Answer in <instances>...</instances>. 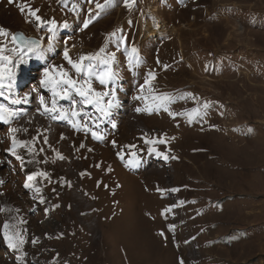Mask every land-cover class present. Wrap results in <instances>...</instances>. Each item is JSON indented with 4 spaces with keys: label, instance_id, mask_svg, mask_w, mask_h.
Returning <instances> with one entry per match:
<instances>
[{
    "label": "rangeland",
    "instance_id": "obj_1",
    "mask_svg": "<svg viewBox=\"0 0 264 264\" xmlns=\"http://www.w3.org/2000/svg\"><path fill=\"white\" fill-rule=\"evenodd\" d=\"M97 3L0 0V63L13 73L0 88L13 113L0 121V264H264V0ZM17 31L43 56L24 55ZM65 49L74 61L99 53L85 61L107 93L99 104L41 85L52 66L77 78ZM21 93L56 100L44 110L53 146H39V124L16 121Z\"/></svg>",
    "mask_w": 264,
    "mask_h": 264
},
{
    "label": "snow or ice",
    "instance_id": "obj_2",
    "mask_svg": "<svg viewBox=\"0 0 264 264\" xmlns=\"http://www.w3.org/2000/svg\"><path fill=\"white\" fill-rule=\"evenodd\" d=\"M12 2V0H10ZM91 3L92 0H89ZM126 4L128 6H131L130 0H125ZM113 0H104V4L97 3L96 7L97 9H104L108 5L112 4ZM76 5H73V11H75ZM23 10V9H21ZM30 14L35 17L37 21H40V17L36 16V11L38 10H32L29 9ZM96 17H90L89 19L85 20L83 22V26L85 28L88 27V25L92 22L93 19ZM44 23V22H41ZM51 27H49L48 31L52 33V36L48 37L49 44H51L54 36H55V30H56V22L51 21L50 22ZM69 25L67 22L59 25V27L62 28H67ZM4 29H0V35H5ZM15 40V37H13ZM24 46L26 48V52L24 55L27 54H32L37 57H42L43 56V49L41 47V44L38 40H33V39H27L23 41ZM103 51V49H101ZM135 48L132 49V52L135 53ZM99 56V53H96L95 55H81L78 60H73L68 54V50L65 49L64 52V59L67 61L68 65H70L71 69L75 71L76 77L73 78L69 71L66 70L63 66H52L51 68H45L44 73H43V79L41 80V85L44 87H49L51 86V91L53 94V97L55 98L56 96H60L61 98H66L70 95V92H75L77 95H79L82 99L80 100V104H92L94 101L95 103L99 104L100 96L101 95H107V93H97L95 90L92 88L91 85V80L88 79L92 75H94L92 69L93 65L91 63H85V61H92L96 59ZM0 59H7L0 57ZM114 59V56L112 57ZM107 63V61H105ZM113 72L111 71L110 68H106L104 71L100 72L99 74H96V78L99 80L100 84H105L108 80L113 78ZM150 77L154 78V74H149ZM13 77V73L10 68H5L4 64L0 63V88H3L4 81L7 78L8 80H11ZM80 77H83V79H80ZM148 81H146L147 83ZM59 89V91H57ZM2 94V93H0ZM16 101H13L15 103ZM41 106L44 108L45 112H56V100L53 99L52 101V107L51 109L48 108V106L45 104L43 97L40 98ZM207 107V105H205ZM100 111H103V109H98ZM137 111H140V109H137ZM13 113L12 111L6 107L3 104H0V121H3L7 123V117L11 116ZM80 113L76 111V105L75 102L73 103V106L71 108V116L76 117ZM106 114V113H105ZM67 118V113L66 112H61L59 116H54L53 119H65ZM69 122H72L71 120ZM76 126V125H74ZM12 131H15L14 129ZM92 136L94 139H101L96 132H92ZM161 143H164L163 140L160 141ZM16 146V141L13 140V148L10 149L12 151V154L15 155L14 148ZM61 159L63 157H60ZM17 159H20V157H17ZM133 164L136 163L135 161L132 162ZM32 177H29V180H31ZM25 187H30L29 184H25ZM5 228L8 227L7 224L4 225ZM5 240L8 241V246L10 248L15 249L17 247V244L13 242V238L9 237L7 233H5L4 236ZM20 243H23L22 240H20Z\"/></svg>",
    "mask_w": 264,
    "mask_h": 264
},
{
    "label": "bare ground",
    "instance_id": "obj_3",
    "mask_svg": "<svg viewBox=\"0 0 264 264\" xmlns=\"http://www.w3.org/2000/svg\"><path fill=\"white\" fill-rule=\"evenodd\" d=\"M133 14V13H132ZM15 19H13V22H16L14 21ZM139 22V21H138ZM18 24V23H17ZM151 25H149V27L147 28V31H145L147 34H146V38H149L150 36H152L153 34H156L157 30L154 29L156 28L157 26H153V27H150ZM159 28V27H158ZM204 34V33H203ZM202 34V35H203ZM155 36V35H154ZM202 37V36H201ZM19 105H21V107L18 109L19 110V115L16 117V121L18 122V124H22L23 121H25L26 123V127L27 129L29 127H32V126H36V124L38 125L37 126V131H38V134H39V138H38V142H39V146L41 145H44L46 144L48 146V144L50 145H54L52 144L53 140L56 138L54 135H48V131L50 126L47 124V126L45 127V123L46 122H49L50 123V120H51V115L49 114H46L44 112V108H42L40 106V103L35 99V97L33 95H28V96H25L23 93H21L20 97H19ZM23 99V100H22ZM23 101V105L21 104ZM35 113V114H40L41 116L43 117H40V118H36V116H34V114H32L33 116L29 117L28 114L29 113ZM116 114L115 112H111L110 113V117L113 118L115 117ZM36 131V129H35ZM51 131V130H50ZM22 132V131H21ZM26 138V137H25ZM134 137H132L131 140H133ZM29 139V138H28ZM134 141V140H133ZM33 142V141H32ZM36 143V142H35ZM69 144V143H68ZM50 147V146H49ZM43 148V147H42ZM41 148V149H42ZM81 148L83 149V153L85 156V159L84 161L85 162H82L84 164L87 165L88 169H91L92 167L95 168L97 163H98V156H97V153L96 152H93L92 150V147H89L88 145H83L81 146ZM44 150V149H43ZM40 152V151H39ZM150 163V162H149ZM73 165V164H72ZM88 171V170H87ZM67 180V179H66ZM133 192V191H131ZM134 193V192H133ZM135 195V194H134ZM132 196V195H131ZM136 200L138 201V199L136 198Z\"/></svg>",
    "mask_w": 264,
    "mask_h": 264
},
{
    "label": "water",
    "instance_id": "obj_4",
    "mask_svg": "<svg viewBox=\"0 0 264 264\" xmlns=\"http://www.w3.org/2000/svg\"><path fill=\"white\" fill-rule=\"evenodd\" d=\"M13 37H15V42H16V44H17L20 48L25 49V50H26V48H25L24 43H23L24 40H27V39H33V40H36V39H34V38L26 37L23 33L18 32V31H17V32H14Z\"/></svg>",
    "mask_w": 264,
    "mask_h": 264
}]
</instances>
